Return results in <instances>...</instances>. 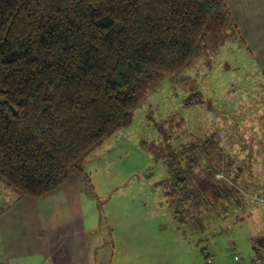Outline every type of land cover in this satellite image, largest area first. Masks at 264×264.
Segmentation results:
<instances>
[{
	"label": "rangeland",
	"instance_id": "1",
	"mask_svg": "<svg viewBox=\"0 0 264 264\" xmlns=\"http://www.w3.org/2000/svg\"><path fill=\"white\" fill-rule=\"evenodd\" d=\"M233 35L228 19L213 13L185 67L141 77L130 120L77 161L69 177L88 206L92 264H235L262 249L256 237H264V127L255 105L235 115L248 128L228 123L229 107L259 75ZM218 158L227 198L177 201L174 169L185 176L184 193Z\"/></svg>",
	"mask_w": 264,
	"mask_h": 264
},
{
	"label": "trees",
	"instance_id": "2",
	"mask_svg": "<svg viewBox=\"0 0 264 264\" xmlns=\"http://www.w3.org/2000/svg\"><path fill=\"white\" fill-rule=\"evenodd\" d=\"M213 13L229 18L223 0H0V180L32 198L60 187L130 120L141 77L185 67ZM223 165L184 193L174 169L177 201L227 198Z\"/></svg>",
	"mask_w": 264,
	"mask_h": 264
},
{
	"label": "crops",
	"instance_id": "3",
	"mask_svg": "<svg viewBox=\"0 0 264 264\" xmlns=\"http://www.w3.org/2000/svg\"><path fill=\"white\" fill-rule=\"evenodd\" d=\"M223 3L233 42L239 41L244 63L253 65L259 75L258 79L250 77V89L243 88L241 98L229 107L234 117H228V123L248 128L246 118L237 121L235 115L255 105L254 118L264 127V0ZM233 62L232 58V66ZM230 84L233 88L227 86L228 96L234 98L238 90L234 82ZM68 178L38 198L19 196L0 180V264H92L88 255L93 235L90 218L84 213L88 206L77 200L75 181Z\"/></svg>",
	"mask_w": 264,
	"mask_h": 264
},
{
	"label": "built area",
	"instance_id": "4",
	"mask_svg": "<svg viewBox=\"0 0 264 264\" xmlns=\"http://www.w3.org/2000/svg\"><path fill=\"white\" fill-rule=\"evenodd\" d=\"M215 177L217 179H224V174L223 173H216L215 174ZM264 202V199H260ZM207 262H211V260L208 258L207 259ZM234 263L235 264H264V252L262 253H256L255 255H253V257L250 258V260L248 262H246V260H244V258H240V257H237L235 260H234Z\"/></svg>",
	"mask_w": 264,
	"mask_h": 264
}]
</instances>
